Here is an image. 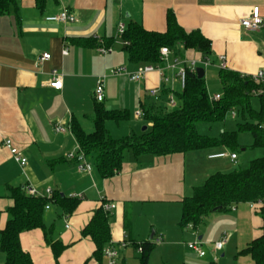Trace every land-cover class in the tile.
Masks as SVG:
<instances>
[{"label":"crops","instance_id":"obj_1","mask_svg":"<svg viewBox=\"0 0 264 264\" xmlns=\"http://www.w3.org/2000/svg\"><path fill=\"white\" fill-rule=\"evenodd\" d=\"M19 1V13L11 8L9 14L0 16V240L9 219L8 210L14 205L13 189L25 192V187L33 185L38 198L46 197L47 189H51V198L58 194L79 200L71 214L55 200L49 202L50 209L44 212L46 230L64 246L57 259L42 229L20 235L22 249L34 264H108L104 257L98 260L93 256L94 242L82 235L100 209L101 197L117 206L109 213L110 242L120 245L127 241L125 248H119L118 264H140L137 247L157 238H162V243L155 245L149 264L154 259L157 264H206L203 261L208 254L200 258L187 246L195 236L190 229L180 226L182 201L191 197L209 176L222 171L215 161L228 160L234 164L229 157L210 159L226 150L219 147L139 158L129 153L120 172L105 179L97 172L91 157L87 161L93 171L78 172L77 164L68 159L77 147L74 135L56 134L53 125L57 121L72 125L76 120L91 133L87 124L90 121L93 126L94 92L100 78L111 69L124 67L135 72L147 65L130 62L125 41L117 36L120 22L137 23L147 31L164 33L171 11L185 31H200L210 40L209 57L214 63L219 64V56L224 55L228 71L243 76L264 70V31L250 33L241 27V21L255 7L260 8L264 17V0H47L41 9L36 0ZM64 9L77 22L46 21ZM108 39L113 41V52L102 56L97 46ZM181 49L182 54L171 53L169 63L174 58L202 59L195 50ZM63 51L67 53L64 55ZM44 54H49L50 59L42 61ZM53 71L62 75L60 90L50 87ZM165 75L170 81L163 87L158 102L150 96V90L162 87L158 73H151L140 82L130 81L127 75L106 77L104 106L110 111H128L131 116L144 109L169 108L167 96L172 90L176 95L180 84L176 69L167 68ZM106 126L111 134L109 122ZM137 129L138 126L125 135H132ZM126 130L121 128L120 132L127 133ZM4 139H10L28 159L26 166L21 167L4 148ZM259 207L242 203L234 211H227L229 214L214 212L208 217L209 224L200 230L198 238L205 244L203 249L212 246L213 263L222 264L220 253L221 258L235 255L261 234L262 220L256 209ZM226 233L230 235L227 244L216 252L211 241L228 236ZM242 261L252 264L240 256L234 264ZM0 264H6L1 251Z\"/></svg>","mask_w":264,"mask_h":264},{"label":"trees","instance_id":"obj_2","mask_svg":"<svg viewBox=\"0 0 264 264\" xmlns=\"http://www.w3.org/2000/svg\"><path fill=\"white\" fill-rule=\"evenodd\" d=\"M41 9L47 0H36ZM19 0H0V16L10 13L11 8L17 14L20 11ZM122 39L129 43L125 46L132 63L162 65L160 50L168 48L173 54H182L184 50H195L202 59L210 58L211 42L200 31H185L177 22L173 12L167 14V29L164 33L150 32L137 23L126 25ZM113 44L107 40L106 46ZM220 81L223 96L212 101L206 86L205 77L189 73L182 93L176 94L178 106L174 109H144L143 119L150 124L140 134H132L120 139L111 136L107 122L121 124L128 122L131 115L128 111H110L104 102L94 103V130L87 133L76 120L71 129L82 152L94 160V166L102 178H111L122 169L126 152L135 158L142 156H169L187 154L221 146L236 150L238 132L249 131L253 137V147L264 152V94L256 91L262 88L251 79L238 73L221 70ZM259 100V109H253L252 102ZM236 110L244 122L239 124V131H223L218 138H211L199 132L201 124L213 126L223 123L228 112ZM252 119V121H249ZM234 152V151H233ZM14 205L8 210L9 219L1 231L0 251L4 254L6 264H34L30 255L22 249L20 235L35 229L44 231L45 240L52 248L57 259L64 246L53 240L51 232L43 223L45 206L55 200L62 205L66 213H73L79 203L75 198L55 194L52 199L31 198L21 189H13ZM264 155L252 161L247 169L231 173L217 172L208 177L202 186L195 188L191 197L182 201L180 226L192 225L198 229L203 220L214 212H227L235 205L258 203V215L262 220L261 234L252 240L240 255H249L255 264H264ZM82 235L90 237L95 244L93 256L101 260L103 249L110 243L109 214L100 209ZM140 264H149L150 256L155 249L151 242L141 244ZM138 249V247H137ZM216 264V263H211Z\"/></svg>","mask_w":264,"mask_h":264},{"label":"built area","instance_id":"obj_3","mask_svg":"<svg viewBox=\"0 0 264 264\" xmlns=\"http://www.w3.org/2000/svg\"><path fill=\"white\" fill-rule=\"evenodd\" d=\"M47 22L50 23H75L77 22L76 17L67 9H64L60 14L47 17ZM241 27L246 32L255 33L264 31V17L261 15V11L259 7L253 8L251 14L249 17L243 19L241 21ZM126 31V24L123 22H120L117 29V36L119 38H122L124 33ZM126 46L129 45L128 42H124ZM97 52L102 56H107L113 52L112 47L106 46L103 41H101L97 46ZM67 51H63V54L65 55ZM161 55V62L165 63L167 66L163 67L161 65H146L141 68H139L135 72H129L126 68L120 67L116 69H111L105 75L100 78V80L97 83V87L94 92V99L95 101L101 103L105 101L106 95H105V87H104V79L106 77H117V76H123L127 75L132 82H140L147 78L148 75L151 73H158L161 77V83L162 87H157L152 90H150V96L153 98L155 102H158L162 97V89L167 85L170 81V79L165 75L166 69H176L177 70V79L180 84V88L183 91V89L186 86V80L189 73L195 74L197 72V69L203 66H210L212 64L210 58L201 59L200 61H194V60H187L182 58H174L171 63H169V57L171 55V51L164 47L160 50ZM49 54H44L42 56V61H47L50 59ZM219 67L221 70H228L227 62H226V56L221 55L219 56ZM52 81L50 83V87L56 90H60L63 85L62 81V75H60L57 71H53L52 73ZM244 78L251 79L253 82L264 86V70L259 71L255 75H243ZM221 97L215 96L212 101H218ZM167 106L170 109H174L178 106V101L176 99L175 93L172 90L168 96H167ZM235 115V114H234ZM135 117L137 119H143L144 112L142 110L138 111L135 114ZM53 131L56 134H65V133H72L71 125H66L63 121H57L53 125ZM4 148H6L14 160L21 166L24 167L28 164V159L24 157L20 151L14 147L12 141L10 139H4L2 142ZM229 157L230 160L237 165L238 162V156L236 153L233 154H227V153H220L217 155L210 156V159H219V158H226ZM68 159L70 161H73L77 164V170L79 173H91L93 171V166L91 163L87 161L86 155L82 152L79 145L77 144L76 150L73 153H70L68 155ZM26 194L31 198H38V192L36 188L33 185H28L25 187ZM53 192L51 189H47L46 191V199H52ZM70 198H75L74 196H70ZM101 208L104 212L110 213L114 209H116V204L110 203L106 201L104 197L100 198ZM261 205V202L258 203H250L251 208H254L255 205ZM236 206V205H235ZM235 206L231 208V210H235ZM50 205L48 203L47 206H45V210H49ZM186 228L193 229V235L195 236V242L188 244V248L193 251L195 254H197L200 258H203L206 255V252L203 249V244L201 241H199V234L197 232V229L195 230L192 225H188ZM228 242V236L223 235L221 240L219 242L214 243V250L216 252H220L223 250L225 245ZM154 245H158L162 243V238H157L152 242ZM127 246L126 239L120 244L116 245L112 242H110L104 249H103V257L107 260L108 264H118V260L120 258V252L119 248H125ZM142 251L141 245L138 247V252L140 253ZM217 260V258H215Z\"/></svg>","mask_w":264,"mask_h":264},{"label":"rangeland","instance_id":"obj_4","mask_svg":"<svg viewBox=\"0 0 264 264\" xmlns=\"http://www.w3.org/2000/svg\"><path fill=\"white\" fill-rule=\"evenodd\" d=\"M211 62H212V64L210 66H203L202 65L200 68L204 69L207 91H208V94H209L210 98L213 99L215 96H218V95L220 97L223 96V86H222V83L220 81V71H221V69L219 67V64L216 61L214 63L213 60H211ZM176 89H177L175 91L176 93H178V94L182 93L180 88H176ZM256 93L257 94H264V86L262 88H259L256 91ZM164 104L161 105L162 108L164 107ZM252 105H253V109L257 111L259 109V100L257 98H255L253 100V102H252ZM135 114H136V112H135ZM249 121H252V119H249ZM242 122H244V120H243L242 116L238 113V111L232 110V111L228 112V114H227V116L225 118V121L223 123H219V124H216V125H213V126H209L207 124H201L199 126V132L202 135H205V136H208V137H211V138H218L223 131H227V132L239 131V129H238L239 128V124H241ZM87 125H88V129L87 130L89 132H92L93 131L92 123L89 121ZM120 126H121L122 129H125V130L127 129L128 132L126 130L125 132H127V133H123L122 134L120 132L121 128H118V125L116 123L109 122V128H110L112 136H114L116 138H119V137H122V136H126L127 134L130 133L129 130L130 129L133 130L134 127H136V126H138V129H137V131L134 134H140L142 132V129L144 127L148 126V123L144 119H142V120L141 119H136L135 115H133V116H131L130 121L125 122V123H121ZM253 144L254 143H253V137H252L251 132H249V131H239L238 132V147L236 148V150H232L230 148H226V147H223V146L220 147V148H223V150H226L228 152H233L234 151V153H236L237 156H239L238 164L237 165L232 164L228 160L215 161L216 165H219L221 168H223L222 171H219V172H221V173H231V172L239 170V169H243L244 170V169H247L249 167V165H250V163L252 161H254L256 159H261L263 157V155H264L263 150L261 148H254ZM226 151H223V152L225 153ZM129 153H131V152H129V151L126 152V156ZM256 209L258 211V208H256ZM227 214H229V212ZM211 215H214V214L213 213L209 214V216H207L203 220L202 224L197 229L198 234H199L200 230H203L205 228V226H208V224H209L208 223V219H209L208 217H212ZM188 229H190V232L192 234L193 233V229H191V228H188ZM194 229L196 230V228H194ZM212 232L214 233L215 231L212 230ZM226 234L228 235V237H230V235L228 233H226ZM222 236L216 242H219L221 240ZM194 242H195V239L191 240L189 243H187V246H188V244H191V243H194ZM211 242L212 243H216V242H213V241H211ZM201 243L203 245H205L204 242L201 241ZM233 243H234V240L230 243V245H232ZM247 246L248 245H245V247L242 250L246 249ZM211 247L207 245L204 248L206 254H208V257L205 258L204 261H203L206 264L213 263L211 261V255L213 254V251H212ZM226 250L227 249L225 248L223 253L224 252L226 253ZM242 250L239 251L238 253H236L235 255H231L230 256V255L227 254L223 258H221L222 253H220L219 254V260L222 261V264L226 263L227 261H228L227 262L228 264H234L235 258L240 256L242 258H247L248 261H252L251 263L255 264L254 261L252 260L251 256H249V255H240ZM138 260L140 262V255L138 257ZM154 260L155 261H153L152 264H157L156 259H154ZM241 263L243 264L244 261H242ZM181 264H187V263L182 262ZM216 264H219V263H216Z\"/></svg>","mask_w":264,"mask_h":264},{"label":"water","instance_id":"obj_5","mask_svg":"<svg viewBox=\"0 0 264 264\" xmlns=\"http://www.w3.org/2000/svg\"><path fill=\"white\" fill-rule=\"evenodd\" d=\"M196 75H197V77L199 78V79H202V78H204L205 77V72H204V69L203 68H198L197 69V72H196ZM146 130V127H144L143 128V131H145ZM151 239H152V237H151ZM201 237H199V241H201Z\"/></svg>","mask_w":264,"mask_h":264}]
</instances>
